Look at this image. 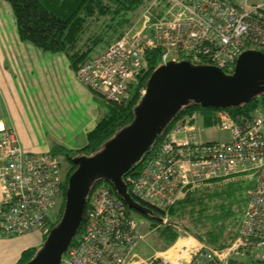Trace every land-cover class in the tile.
<instances>
[{
    "label": "built area",
    "instance_id": "2783aa9c",
    "mask_svg": "<svg viewBox=\"0 0 264 264\" xmlns=\"http://www.w3.org/2000/svg\"><path fill=\"white\" fill-rule=\"evenodd\" d=\"M168 2L175 7L170 19L152 22L147 8L137 30L130 29L78 68V80L106 102L122 105L148 68V52H158V67L188 61L226 74L243 52L264 53V1ZM138 92L142 97L145 87ZM216 118L215 126L230 132L229 141L203 142L190 119L179 120L129 182L128 192L147 208L165 212L199 185L247 174L254 185L234 247L254 244L264 250V107L244 122L225 112ZM62 178L56 157L25 152L13 131L0 128V238L48 229L62 200ZM128 210L106 186L89 193L82 229L61 264H171L168 256L136 259L134 250L145 236L141 221ZM226 255L200 244L179 264H221ZM255 260L264 262V255Z\"/></svg>",
    "mask_w": 264,
    "mask_h": 264
},
{
    "label": "trees",
    "instance_id": "16d2710c",
    "mask_svg": "<svg viewBox=\"0 0 264 264\" xmlns=\"http://www.w3.org/2000/svg\"><path fill=\"white\" fill-rule=\"evenodd\" d=\"M13 8L17 24V34L22 42H29L45 53H62L75 71L88 61L90 52L76 50L77 37L86 21L92 20L112 34L127 29L138 10L144 8L152 0H7ZM158 4V3H157ZM166 7L171 6L168 0ZM154 13V11H153ZM173 12L163 14L160 8L152 15V22L170 19ZM109 46V45H108ZM158 52H148V68L139 77V84L134 87L128 101L122 105H114L102 99L106 112L96 126L87 133L86 144L77 150H70L62 145H53L50 154L61 156L70 164L63 178V192L60 209L55 222L43 231L45 241L49 232L56 227L63 215L65 194L69 176L75 171L72 160L78 156H92L100 152L105 143L111 140L122 128L129 125L133 119V110L141 97L139 88L145 87L150 75L158 67ZM264 107V94L252 99L249 103L236 108L215 109L204 108L193 102L181 109L166 126L142 160L134 165L123 180L129 190V182L138 174L146 160L152 155L177 121L188 118L193 123L196 112L201 114L207 127L218 123L216 115L225 112L230 117L242 122L251 119L257 109ZM63 175V174H62ZM254 181L247 174H239L224 179L212 180L202 184L193 193L187 194L165 212L148 207L150 215H140L128 210L131 215H138L147 221L149 229L157 227L154 233L158 249L170 247L179 237L191 236L205 247L223 252L229 249L238 238L242 215L249 201L248 191L253 188ZM99 186L108 187L117 196L114 187L108 181L96 182L90 189L93 192ZM121 200V199H120ZM168 217V223L162 225L163 218ZM162 225V226H161ZM160 226V227H159ZM80 226L76 237L80 234ZM76 237L73 239L75 240ZM40 249V248H39ZM37 248H28L21 253L16 264H27L31 261ZM233 251L231 254H233ZM221 264H242L226 258Z\"/></svg>",
    "mask_w": 264,
    "mask_h": 264
},
{
    "label": "water",
    "instance_id": "95a60500",
    "mask_svg": "<svg viewBox=\"0 0 264 264\" xmlns=\"http://www.w3.org/2000/svg\"><path fill=\"white\" fill-rule=\"evenodd\" d=\"M260 94H264L262 51L243 52L230 74L188 61L158 67L146 82L145 94L133 110L131 123L105 143L100 152L72 160L76 169L68 179L62 218L27 264H61L81 226L90 189L96 182H110L129 210L150 215L149 208L129 195L123 176L142 160L188 103L204 108H236Z\"/></svg>",
    "mask_w": 264,
    "mask_h": 264
},
{
    "label": "crops",
    "instance_id": "0c3cea01",
    "mask_svg": "<svg viewBox=\"0 0 264 264\" xmlns=\"http://www.w3.org/2000/svg\"><path fill=\"white\" fill-rule=\"evenodd\" d=\"M92 99L64 54L20 41L0 14V128L13 131L25 152L44 154L56 144L82 148L105 113ZM2 199L0 181V205Z\"/></svg>",
    "mask_w": 264,
    "mask_h": 264
},
{
    "label": "rangeland",
    "instance_id": "374dc122",
    "mask_svg": "<svg viewBox=\"0 0 264 264\" xmlns=\"http://www.w3.org/2000/svg\"><path fill=\"white\" fill-rule=\"evenodd\" d=\"M166 1L167 0H158L156 2L158 4L155 3L153 5L152 3L154 2V0H152L144 8L138 10L136 14L137 16L133 19L132 24L127 29H124L121 32H118L116 34H112L108 32L107 30H105L103 27L96 24L92 20L86 21V25L83 28H81V31L79 32V35L77 37L76 50L82 51L83 53L90 52L91 54L89 57L90 59L92 56H95L101 53L106 47H108V45L115 42L117 39L123 36L130 29L137 30L140 27L139 21L141 19V15L144 12V10H146L147 8L151 9L149 13L151 19H152V15L156 13L157 8H160L163 14H167L171 11L174 13L175 11L174 5L170 3L171 6L166 7V4H165ZM257 1H264V0H257ZM0 14H1V20H3V22L6 23V27L9 28L10 33H13L15 31L17 33V24H16V19L14 16L13 8L10 2H8L7 0H0ZM2 37L8 38V36H6L5 34H2ZM88 91L93 96V99H92L93 101L90 100V104L93 106L94 105L97 106L99 110H102V112H106L107 108L105 106L104 101L102 100L103 98L95 94L89 89ZM88 108L89 107H87V109ZM193 119H194L193 125L196 128L195 131L197 132V136H202L201 141L203 142L229 141L230 132L228 130L227 131L220 130L221 124L217 127L214 125L211 127H207L204 124L203 118L201 117V114L199 112H196L194 114ZM175 125L173 127H175ZM181 137H183V135ZM49 153L50 151L44 154H49ZM56 158L60 161L61 172L64 176L65 173L68 171L70 164L66 162L64 158L61 156H57ZM200 186L202 185H199L197 188L194 189V191H196V189H198ZM252 190L253 188L248 191L249 201L246 207L248 206L251 200ZM194 191H189L185 194L183 193L184 196L183 197L180 196L181 198L177 197V201L183 199L187 194L193 193ZM60 205H61V202L57 206V209L52 215L50 225H52L55 222L58 210L60 209ZM133 216L137 220L141 221L142 223L141 232L145 236L144 239L141 242H139V244L134 250L135 254L137 255L136 259L138 261L140 260L147 261L152 258L153 259L161 258V260H163L164 256H168L169 260L172 259L173 264H179L181 263V260H180L181 258L183 261V259H185L188 256V253L192 249H194V247L199 246L198 245L199 241L196 240L195 238L191 236H182V237H179L170 247L166 249H158L156 247L155 237H154V233L157 227L153 229H149L150 227L147 221H145L143 218L139 217L136 214H134ZM163 220L165 222H163L162 225H165L168 223V217H164ZM43 237H44L43 232H39V231H33L28 234L17 236V237H9V238L1 237L0 238V264H14L15 262H17V259L21 251H23L26 248H30V247H34L37 249L41 248L42 244L44 243ZM234 246H235V242L232 244V246L229 249L225 250L227 251L226 258H229V257L233 258L241 262L242 264H264V262L262 261L255 260L257 255H264V250H262L259 245L256 246L253 244L251 246H246L242 250H238L237 252H234L233 254H231V252L236 251Z\"/></svg>",
    "mask_w": 264,
    "mask_h": 264
},
{
    "label": "bare ground",
    "instance_id": "6f19581e",
    "mask_svg": "<svg viewBox=\"0 0 264 264\" xmlns=\"http://www.w3.org/2000/svg\"><path fill=\"white\" fill-rule=\"evenodd\" d=\"M127 186V185H126ZM127 191H128V188H127ZM129 193V192H128ZM130 195V194H129ZM83 220H84V215H83ZM83 220H82V223H81V225L83 224Z\"/></svg>",
    "mask_w": 264,
    "mask_h": 264
},
{
    "label": "flooded vegetation",
    "instance_id": "af4514ba",
    "mask_svg": "<svg viewBox=\"0 0 264 264\" xmlns=\"http://www.w3.org/2000/svg\"><path fill=\"white\" fill-rule=\"evenodd\" d=\"M63 176V175H62Z\"/></svg>",
    "mask_w": 264,
    "mask_h": 264
}]
</instances>
